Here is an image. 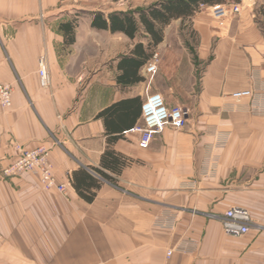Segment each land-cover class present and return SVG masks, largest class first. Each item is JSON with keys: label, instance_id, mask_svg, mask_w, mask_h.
Instances as JSON below:
<instances>
[{"label": "crops", "instance_id": "1", "mask_svg": "<svg viewBox=\"0 0 264 264\" xmlns=\"http://www.w3.org/2000/svg\"><path fill=\"white\" fill-rule=\"evenodd\" d=\"M81 7L0 0V82L13 86L12 105L0 107V165L14 160L16 142L46 145L66 185L60 192L33 172H0V264H264V31L255 15L243 10L204 32L197 89L175 72L151 77L153 58L138 72L144 80L125 86L118 65L138 40L93 28L98 10L74 14ZM74 17L67 45L59 24ZM247 88L252 98L231 96ZM153 92L190 114L185 128L167 126L142 149L131 129ZM124 100L128 113L99 117ZM107 149L117 165L103 163ZM233 206L250 210L247 235L223 230L220 216Z\"/></svg>", "mask_w": 264, "mask_h": 264}, {"label": "built area", "instance_id": "2", "mask_svg": "<svg viewBox=\"0 0 264 264\" xmlns=\"http://www.w3.org/2000/svg\"><path fill=\"white\" fill-rule=\"evenodd\" d=\"M255 0H242L241 3L223 4L215 3L210 7V16L222 23L230 15L241 14ZM159 53L156 52L153 59L147 64V73L151 77L158 72ZM39 76L42 86L49 85L48 58L43 54L38 61ZM13 86L10 83L0 82V107H10L12 105ZM254 95V90L243 89L231 93L233 99L242 102L250 99ZM142 123L131 129L141 136L139 146L142 149L149 147L155 135L162 132L167 126L175 129H183L187 126L190 109L175 104L169 106L162 93H151L146 96L142 104ZM16 156L14 160L6 165H0V172L4 176H16L23 172H33L39 175L43 187L46 189L57 188L60 192L66 191L64 183L58 184L55 178V171L50 160L49 148L41 145L36 148H25L21 143L14 145ZM223 230L230 236L247 235L251 229L253 219L250 210L247 208L233 206L220 216ZM172 251L169 252V255Z\"/></svg>", "mask_w": 264, "mask_h": 264}, {"label": "trees", "instance_id": "3", "mask_svg": "<svg viewBox=\"0 0 264 264\" xmlns=\"http://www.w3.org/2000/svg\"><path fill=\"white\" fill-rule=\"evenodd\" d=\"M216 0H157L145 7L133 10H113L111 13L98 10L91 12L92 27L95 29H105L110 32H121L132 40L138 42L130 50L127 56H123L119 62L122 73L117 80L123 85L139 83L144 77L138 76V72L143 66L153 58L156 47L165 40V30L174 20H184L192 18L201 8V5H212ZM60 30L64 34L65 43L70 45L76 38L78 19L71 18L59 24ZM128 100L116 102L112 106L101 111L99 117L107 118L115 114L116 111L128 113ZM125 105V106H124ZM120 136H111V141H116ZM113 164L119 163L113 152L106 150L103 155V163L107 164V159ZM110 165V164H109ZM111 166V165H110ZM114 168V166H113ZM105 179L115 182L109 175L103 173ZM87 201L95 198V192L89 195L79 192Z\"/></svg>", "mask_w": 264, "mask_h": 264}, {"label": "rangeland", "instance_id": "4", "mask_svg": "<svg viewBox=\"0 0 264 264\" xmlns=\"http://www.w3.org/2000/svg\"><path fill=\"white\" fill-rule=\"evenodd\" d=\"M157 0H80L82 7L74 14L84 16V9L96 10H133L145 7ZM242 0H216L214 3L234 4ZM212 5H201L200 10L192 18L174 20L165 30V41L157 47L159 51L157 74L170 75L174 72L178 77L185 78L191 89H197L200 73L204 61L200 58L202 37L204 32L219 28L221 23L210 16ZM75 10V9H74ZM244 11H249L257 18L259 26L264 31V0H255L251 6ZM195 17V18H194ZM194 19V20H193ZM196 20V21H195ZM174 74V81L179 78ZM159 78L162 79V76ZM180 78V79H181ZM197 83L193 86L191 83ZM158 93V92H153Z\"/></svg>", "mask_w": 264, "mask_h": 264}]
</instances>
